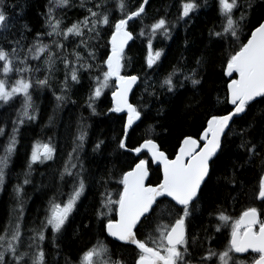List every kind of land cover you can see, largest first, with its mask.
I'll return each mask as SVG.
<instances>
[{"label":"snow or ice","instance_id":"6c2138e0","mask_svg":"<svg viewBox=\"0 0 264 264\" xmlns=\"http://www.w3.org/2000/svg\"><path fill=\"white\" fill-rule=\"evenodd\" d=\"M217 2L221 23L219 30L214 26L209 35L222 44L231 42L236 45L221 61L223 74L229 78L224 102L230 107L223 113L210 112L197 137L184 136L174 158H169L154 138H144L138 146L127 149L137 154L136 162L127 171L120 173L115 193L107 188L108 179L112 178L109 173L108 179H105V191L101 193V199L93 210L101 234L106 233L107 237L122 246L134 247L135 255L131 264H264V219H260L264 216V109L259 113L255 111L257 104L264 105V19L250 30L246 42H241V25L253 4L249 0L245 11L235 17L234 9L238 7V0ZM110 3L120 13L119 17L112 15ZM147 3L148 0H140L137 6L130 8L125 0H79V6L85 10L86 15L64 25L63 18L58 17L55 10L74 6L73 0H48L47 11L42 14L45 18V31L37 32L32 42L25 46L23 32L19 38L8 39L9 34L14 37L16 35L10 31L14 25L11 23L13 17L9 14L15 5L9 4L8 0H0V36L4 40V43H0V104L8 105L16 98L20 99V107L15 110L11 132L3 147V154L0 155V190L5 183V170L19 143L20 127L26 121L37 118L38 109L33 100L32 89L51 88L50 81L54 78L57 62L63 64L65 76L60 82L59 93L53 91L56 108L70 99L69 79L79 83L80 72H88L93 81L86 101L93 115L97 114L96 100L111 83L112 106L108 108V112H126L127 119L123 124L118 146L121 149L127 148L129 129L140 120L142 110L138 104L129 100V94L140 76L123 73L125 47L133 39L130 22H143ZM181 7L180 18L189 17L198 4L196 0H185ZM104 26H107L110 33L106 41L108 50L98 60L97 45L93 41L102 39ZM145 28L148 29L146 62L151 68L162 55V50H156L153 54L152 40L158 32L167 38L171 25L164 17H160L141 27L139 36L146 35ZM23 29L31 31L27 24L23 25ZM45 38L48 39L47 43L44 42ZM73 41L78 43H74L69 51L66 42ZM42 55L46 72L41 79L34 76L40 69L34 68L30 61L40 60ZM206 62L207 58L201 56L196 60L197 67ZM174 75L175 72L169 74L162 82V86H167L169 92L183 87V82H174ZM198 76L195 68L183 74L184 80L190 81L193 87L201 84ZM219 99L217 97L218 101ZM0 120L6 123L7 118L0 117ZM49 120L51 122L53 117L50 116ZM237 121L243 122L238 132L234 127ZM85 127L81 118L72 153H78L83 148ZM3 134L4 124L0 123V135ZM231 135L240 136L239 146L246 150L250 160L260 157L261 174L254 199L260 202L261 207L249 206L235 219L223 208L210 213L217 220L213 225L215 232H220L224 226L230 227L227 244L222 250H218L205 247L206 243L211 244L212 236L203 226L204 235L200 236L195 230L193 214L198 210L202 186L206 187L211 180L214 158H218V154L228 148ZM101 143L103 142H97L95 148L99 149ZM142 150H146L148 159L140 158ZM56 152L51 138L47 142L34 143L23 173V184L30 183L28 177L34 164L54 161ZM72 153H69L70 159L59 171L61 182L65 176L75 177L67 199L51 197L39 226L33 224L32 227L25 228L23 184L14 185L15 205L5 224L0 227V264H49L44 247L46 239H50L55 249L54 260L60 255L57 239L70 226L77 203L85 191L81 174L83 165L79 162L78 155L75 157L77 162H71ZM150 162L161 167L162 178L156 183L148 182ZM78 166L79 171L74 173L72 170ZM226 179L230 184L237 183L234 172ZM26 231L30 233L27 237ZM249 250L256 255L250 260L241 259L239 254L248 253ZM64 264H72V261L65 257ZM76 264L129 262L119 255L113 258L112 249L104 240L97 238L81 251Z\"/></svg>","mask_w":264,"mask_h":264},{"label":"trees","instance_id":"16d2710c","mask_svg":"<svg viewBox=\"0 0 264 264\" xmlns=\"http://www.w3.org/2000/svg\"><path fill=\"white\" fill-rule=\"evenodd\" d=\"M8 2L15 5L10 9L9 14L13 17L11 23L14 25L10 31L16 34L15 37L9 34L8 39L19 38L20 33L23 32V43L27 46L37 32L45 31V18L42 14L47 11L48 0H8ZM125 2L130 8H134L140 0H125ZM183 2L185 0H148L143 22L141 23L140 20H136L135 23L130 22L133 39L125 50L123 73H135L140 76L132 93L131 103L140 106L142 115L129 130L126 149L118 146L126 115L108 112V108L112 106L111 83L96 100L97 114L95 115L91 113L86 103L89 90L93 86L88 72L78 73L79 83L71 82L69 79L70 99L58 109L53 91L59 93L60 82L64 80L65 70L62 63L56 64L54 78L50 81L51 88L32 89L33 100L38 109L37 118L34 121H26L20 127L19 143L5 170V183L0 190V227L5 224L15 205L13 187L16 184H23L25 179L23 173L34 143L47 142L51 138L57 152L54 161L34 164L31 175L28 177L30 183L23 184L25 228H30L33 224L39 226L51 197L67 199L75 177L65 176L64 181L61 182L59 171L70 159L69 153H72L74 138L78 134V122L81 118L86 125L83 148L78 153H72L71 159V162H77L75 157L78 155L79 162L83 165L81 174L85 182V191L77 203V210L73 214L70 226L57 239L60 255L55 257V260L53 258L55 249L50 239L44 242L49 264H55L57 261L58 264H64L65 257H68L72 264H76L81 251L94 243L97 238L108 244L112 249L113 258L119 255L131 264L135 255L134 247L122 246L119 242L107 237L106 233L101 234L93 216V210L101 199V193L105 191V179H108L109 173L112 174V178L108 179L107 188L115 193L120 173L127 171L136 162L137 154L127 149L138 146L144 138H154L161 150L173 158L184 136H198L210 112L223 113L230 107L224 102L226 82L229 78L223 74L221 61L236 45L231 42L222 44L217 38L209 35L214 26L219 30L221 23L218 2L217 0H196L198 7L189 14V17L180 18ZM248 2L249 0H238V7L234 9L235 17H239L245 11ZM250 2L253 8L242 22V30L239 33L241 42H246L250 30L258 21L264 19V0H250ZM73 4L72 7L55 10L56 15L63 18L64 25H69L86 15L85 10L79 6V0H73ZM109 6L113 9L112 15L119 17L120 13L114 6L111 3ZM160 17H164L169 22L171 31L167 38L159 32L153 38V53L156 50H162V55L149 68L146 62L148 29L145 28V36H139V32L141 27L151 24ZM24 24H27L31 31L24 30ZM104 28L102 39L98 42L93 41L97 45L98 60L108 50L106 41L110 33L107 31V26ZM44 42L47 43L48 39L45 38ZM0 43H4L2 36H0ZM74 43L78 41L66 42L69 51ZM201 56L206 57L208 62L197 67L196 60ZM30 63L34 68L40 69L34 76L42 79L46 72L43 55L40 60L30 61ZM194 68L199 73L197 78L201 79V84L195 87L183 78V74ZM173 72H175L174 82H183V87H177L174 92H169L167 86H162V82ZM217 97L220 98L219 101ZM19 107V98L8 105L0 104V117L7 118L6 123L0 120V123L4 124V134L0 135V155L3 154V147L11 132V121L15 118V110ZM261 109H264V105L255 106L257 113ZM50 116L53 117L51 122ZM242 124V121H237L234 125L237 132ZM254 134L250 133V135ZM99 141L103 143L100 144L99 149H96L95 145ZM240 143L239 135L230 136L228 148L218 154V158H214L211 180L206 187L202 186V195L198 201V210L193 214V222L195 230L201 237L204 235L202 226L206 227L212 236L211 244L206 243L205 247L222 250L230 237L228 226L222 227L220 232L214 231L213 225L217 223V220L214 216H210V213L216 212L217 208H223L235 219L249 206L261 207L260 202L254 199L261 174L260 157L250 160L246 150L239 146ZM140 158L148 159L145 151L140 153ZM149 168L151 174L149 182L156 183L162 178L161 169L153 166L151 162ZM72 171L74 173L79 171V166ZM233 172L237 183L230 184L226 177L231 176ZM261 219H264V216H261ZM28 235L30 233L26 231L25 237ZM255 255L250 252L239 256L241 259L250 260Z\"/></svg>","mask_w":264,"mask_h":264},{"label":"water","instance_id":"95a60500","mask_svg":"<svg viewBox=\"0 0 264 264\" xmlns=\"http://www.w3.org/2000/svg\"><path fill=\"white\" fill-rule=\"evenodd\" d=\"M130 41H131V40H130ZM130 41H129V42H130ZM129 42H128V44H129ZM128 44L126 45L125 49L127 48ZM135 86H136V85L133 86V89H134ZM131 94H132V93L129 94V100H130V97H131L130 95H131ZM125 113H126V112H125ZM136 122H137V121H136ZM136 122H135V123H136ZM135 123H134V124H135ZM145 151H146V150H145ZM164 152H165V151H164ZM165 153H166V152H165ZM166 154H167V153H166ZM173 158H174V157H173ZM151 163H152L153 166H155V167H160V166H158V165H157L156 163H154V162H151ZM160 169H161V167H160ZM149 171H150V169H149ZM161 173H162V171H161ZM150 175H151V174H150ZM150 175H149V178H150ZM149 178H148V182H149ZM169 199H170V198H169ZM111 239H112V238H111ZM249 252H251V250H249ZM249 252H248V253H249ZM246 254H247V253H245V254H239V255H246Z\"/></svg>","mask_w":264,"mask_h":264},{"label":"bare ground","instance_id":"6f19581e","mask_svg":"<svg viewBox=\"0 0 264 264\" xmlns=\"http://www.w3.org/2000/svg\"><path fill=\"white\" fill-rule=\"evenodd\" d=\"M13 31H14V30H13ZM131 41H132V40H131ZM131 41H130V42H131ZM130 42H129V44H130ZM129 44H128V45H129ZM127 47H128V46H127ZM126 49H127V48H126ZM126 49H125V50H126ZM138 81H139V80H138ZM137 83H138V82H137ZM136 85H137V84H136ZM135 87H136V86H135ZM135 87H134V89H135ZM134 89H133V91H134ZM133 91H132L131 93H133ZM130 96H132V94H131ZM130 102H131V97H130ZM120 114H125V115H126V119H127V114H126L125 112H122V113H120ZM138 121H139V120H138ZM138 121H137V122H138ZM137 122H136V123H137ZM136 123H135V124H136ZM135 124H134V125H135ZM134 125H133V126H134ZM133 126H132V127H133ZM130 129H131V128H130ZM130 129H129V130H130ZM142 151H145V150H142ZM69 190H70V189H69ZM69 190H68V191H69Z\"/></svg>","mask_w":264,"mask_h":264},{"label":"flooded vegetation","instance_id":"af4514ba","mask_svg":"<svg viewBox=\"0 0 264 264\" xmlns=\"http://www.w3.org/2000/svg\"><path fill=\"white\" fill-rule=\"evenodd\" d=\"M259 226H257V229H258Z\"/></svg>","mask_w":264,"mask_h":264},{"label":"rangeland","instance_id":"374dc122","mask_svg":"<svg viewBox=\"0 0 264 264\" xmlns=\"http://www.w3.org/2000/svg\"><path fill=\"white\" fill-rule=\"evenodd\" d=\"M154 54V53H153ZM79 202V201H78Z\"/></svg>","mask_w":264,"mask_h":264}]
</instances>
